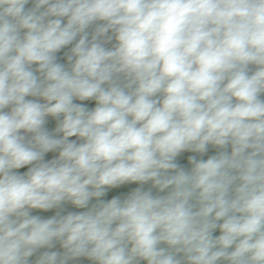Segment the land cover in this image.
Segmentation results:
<instances>
[{
  "label": "clouds",
  "instance_id": "1",
  "mask_svg": "<svg viewBox=\"0 0 264 264\" xmlns=\"http://www.w3.org/2000/svg\"><path fill=\"white\" fill-rule=\"evenodd\" d=\"M0 264H264V0H0Z\"/></svg>",
  "mask_w": 264,
  "mask_h": 264
},
{
  "label": "crops",
  "instance_id": "2",
  "mask_svg": "<svg viewBox=\"0 0 264 264\" xmlns=\"http://www.w3.org/2000/svg\"><path fill=\"white\" fill-rule=\"evenodd\" d=\"M20 171H24V170L22 169ZM117 192H119V189L118 190L111 191L109 193V198H110L111 195L117 194ZM66 210H76V209H73L70 205H68V206H66ZM54 211L55 210H53L52 212H48V213H41V215H43V216H50V215L54 214ZM77 211H79V210H77Z\"/></svg>",
  "mask_w": 264,
  "mask_h": 264
},
{
  "label": "rangeland",
  "instance_id": "3",
  "mask_svg": "<svg viewBox=\"0 0 264 264\" xmlns=\"http://www.w3.org/2000/svg\"><path fill=\"white\" fill-rule=\"evenodd\" d=\"M49 156H51V154H49ZM23 170H26V169H23ZM128 187H134V186H128ZM128 187H123L119 189V192H126L128 190Z\"/></svg>",
  "mask_w": 264,
  "mask_h": 264
}]
</instances>
